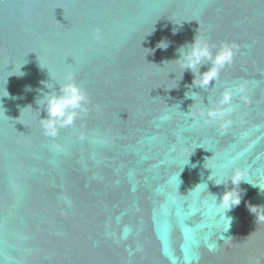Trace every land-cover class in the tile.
Listing matches in <instances>:
<instances>
[{"label": "water", "instance_id": "obj_1", "mask_svg": "<svg viewBox=\"0 0 264 264\" xmlns=\"http://www.w3.org/2000/svg\"><path fill=\"white\" fill-rule=\"evenodd\" d=\"M196 34L236 47L193 101L173 60ZM69 72L88 111L51 138L35 100ZM240 84L231 123H204ZM0 102V264H264V0H0Z\"/></svg>", "mask_w": 264, "mask_h": 264}, {"label": "clouds", "instance_id": "obj_2", "mask_svg": "<svg viewBox=\"0 0 264 264\" xmlns=\"http://www.w3.org/2000/svg\"><path fill=\"white\" fill-rule=\"evenodd\" d=\"M168 46V42L162 40L156 47L166 50ZM235 47L234 44L230 45L223 42L217 47L216 45L209 44V42L203 38H197L196 34L193 42L187 43L177 50L178 58L173 61H179L182 65L183 72L187 70L193 75L192 85L189 86V91L185 93L186 98H190L194 101L196 93L190 90L191 87H199L202 90H206L209 88L210 82L213 85L214 81L219 78L220 71L226 65L232 63ZM213 49H215V52ZM205 65L207 66V70L200 72L199 69L201 66ZM22 75H24V73H22ZM42 83L44 87L50 91L42 94L40 98L35 100L39 110L42 109L46 113L45 118H40L41 130L45 136L55 138L61 128L73 127L75 121L79 119L82 114L87 113L89 98L86 91L75 82L71 72L65 75L62 84L56 85L58 86V91L54 88L46 87L48 81H43ZM26 90H30V87H26ZM189 92H191L192 95H189ZM6 93V97H9V93L7 91ZM234 96L238 97L242 103H249L246 87L244 84H240L235 88H226L220 94L219 99L215 101L214 106L202 109L199 112V117L206 124L219 123L221 128H226L231 123V120L228 119L229 115L235 112L239 106L233 103ZM0 107L3 108L2 102H0ZM26 107L32 108L30 105ZM242 181L244 180L241 172L239 170H234L228 180V183L230 182L232 187L230 189L226 187L225 191L219 196V199H217L215 195L217 206L223 209L222 220L224 222V231L222 232V237L225 239L227 237L224 234L229 231L233 219L227 216V212L240 203L241 194L235 189L239 188V184ZM217 185L224 184L222 182H217ZM260 191L264 192V189H260ZM249 211L254 214L255 219L259 222H264V206L249 205Z\"/></svg>", "mask_w": 264, "mask_h": 264}]
</instances>
